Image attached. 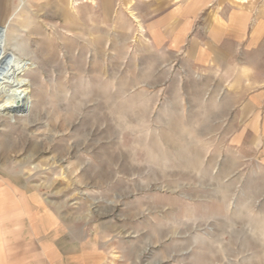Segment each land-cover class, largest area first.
<instances>
[{"label": "rangeland", "instance_id": "obj_1", "mask_svg": "<svg viewBox=\"0 0 264 264\" xmlns=\"http://www.w3.org/2000/svg\"><path fill=\"white\" fill-rule=\"evenodd\" d=\"M136 3L0 0V181L60 213L80 260L84 249L100 264L257 260L230 232L247 196L264 214L261 156L220 123L232 97L217 87L231 78L205 91L178 59L156 70ZM248 56L262 51L240 66L264 72Z\"/></svg>", "mask_w": 264, "mask_h": 264}, {"label": "crops", "instance_id": "obj_2", "mask_svg": "<svg viewBox=\"0 0 264 264\" xmlns=\"http://www.w3.org/2000/svg\"><path fill=\"white\" fill-rule=\"evenodd\" d=\"M137 2L127 11L140 14L148 44L159 57L162 55L160 62L156 60V70L178 59L191 76L197 73L205 80V84L200 82L205 91L211 78H231L230 81L221 79L217 87L219 93L226 88L222 100L228 95L232 97L218 106L226 110L220 116L223 117L220 123L225 120L231 126L230 136H234L237 148L255 151L264 163V79L261 82L255 79L260 75L264 78V72L250 68L245 71L240 66L245 55L260 50L261 57H248L264 62V0ZM22 192L14 182L0 181V264H100L86 249L80 260L77 238L70 237L71 243H68L62 237L66 233L62 215L58 216L38 193L29 191L21 199ZM246 203V207L235 208L246 218V223H241L240 232L231 230V237L245 235V241L241 240L244 244L238 245L236 251L249 253L250 250L257 254L258 259L247 264H264V214L256 217L249 210V205L255 203L254 197L247 196L239 204ZM230 220L233 222L234 217ZM67 223L70 224L64 222ZM60 235L63 239L59 241ZM231 251H235L233 247Z\"/></svg>", "mask_w": 264, "mask_h": 264}]
</instances>
